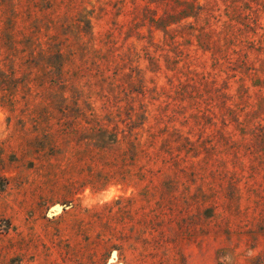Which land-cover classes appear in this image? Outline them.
I'll return each instance as SVG.
<instances>
[{"label": "rangeland", "instance_id": "374dc122", "mask_svg": "<svg viewBox=\"0 0 264 264\" xmlns=\"http://www.w3.org/2000/svg\"><path fill=\"white\" fill-rule=\"evenodd\" d=\"M0 264H264V0H0Z\"/></svg>", "mask_w": 264, "mask_h": 264}]
</instances>
